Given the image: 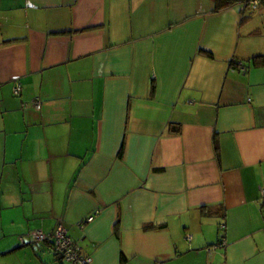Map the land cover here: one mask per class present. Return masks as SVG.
<instances>
[{"label":"crops","instance_id":"crops-1","mask_svg":"<svg viewBox=\"0 0 264 264\" xmlns=\"http://www.w3.org/2000/svg\"><path fill=\"white\" fill-rule=\"evenodd\" d=\"M263 55L262 1L0 0V264H82L59 225L88 264H264Z\"/></svg>","mask_w":264,"mask_h":264},{"label":"built area","instance_id":"built-area-1","mask_svg":"<svg viewBox=\"0 0 264 264\" xmlns=\"http://www.w3.org/2000/svg\"><path fill=\"white\" fill-rule=\"evenodd\" d=\"M251 8L254 9L258 5V0H252L251 1ZM243 68V65H241ZM13 93L19 94L20 93V83H16L13 87ZM35 107H39V102L34 103ZM260 195L264 199V187H260ZM92 219V215L88 216L86 218V221H90ZM35 236L38 239H45L49 236V234H46L40 230L35 231ZM51 236L53 237L51 240V247L52 250L59 254L62 258L71 261V262H79L82 264H88L90 262V256L84 255L81 253L79 246L74 242V240L69 236L66 229L59 225L54 229ZM222 245L224 244V241L217 242L216 245ZM209 249V248H208Z\"/></svg>","mask_w":264,"mask_h":264},{"label":"trees","instance_id":"trees-1","mask_svg":"<svg viewBox=\"0 0 264 264\" xmlns=\"http://www.w3.org/2000/svg\"><path fill=\"white\" fill-rule=\"evenodd\" d=\"M251 1L252 0H214V9L215 10L220 9V8L228 6L234 2H242L244 5L247 6L251 3ZM260 1L264 2V0H258V4ZM258 57H260V56H258Z\"/></svg>","mask_w":264,"mask_h":264}]
</instances>
